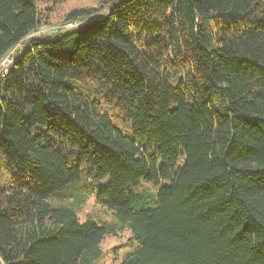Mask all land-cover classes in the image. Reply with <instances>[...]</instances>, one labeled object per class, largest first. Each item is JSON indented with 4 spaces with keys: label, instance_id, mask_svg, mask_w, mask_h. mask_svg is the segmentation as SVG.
Returning <instances> with one entry per match:
<instances>
[{
    "label": "trees",
    "instance_id": "1",
    "mask_svg": "<svg viewBox=\"0 0 264 264\" xmlns=\"http://www.w3.org/2000/svg\"><path fill=\"white\" fill-rule=\"evenodd\" d=\"M64 1L0 0V264H98L122 228L119 264H264V0H98L46 30ZM90 197L115 224L79 220Z\"/></svg>",
    "mask_w": 264,
    "mask_h": 264
},
{
    "label": "rangeland",
    "instance_id": "2",
    "mask_svg": "<svg viewBox=\"0 0 264 264\" xmlns=\"http://www.w3.org/2000/svg\"><path fill=\"white\" fill-rule=\"evenodd\" d=\"M97 2L98 0H65L64 2H59L56 10L50 14L51 24L46 26V28H43L53 31L54 29H66L75 26L73 23H63V18L66 13L75 7L95 6ZM45 13V15H49V12L45 11ZM4 62L5 60L0 63V66ZM3 66L5 67L6 65ZM106 183L107 182L105 181L102 182L99 187L103 188ZM69 203L73 204L74 201L70 200ZM74 209L80 221H85L86 218L95 216L102 222H112V224H115L116 222L114 215L109 210L99 205L96 202L95 197H90L84 204L79 203L75 205ZM130 238L131 232L124 228L118 230L116 235L106 236L101 244L103 257L98 264H119L124 252L126 251L124 246L129 242Z\"/></svg>",
    "mask_w": 264,
    "mask_h": 264
},
{
    "label": "built area",
    "instance_id": "3",
    "mask_svg": "<svg viewBox=\"0 0 264 264\" xmlns=\"http://www.w3.org/2000/svg\"><path fill=\"white\" fill-rule=\"evenodd\" d=\"M4 60L5 62L0 66V77H3V75L6 74L8 68L12 64L11 56L6 57ZM3 65H6V66L4 67Z\"/></svg>",
    "mask_w": 264,
    "mask_h": 264
}]
</instances>
